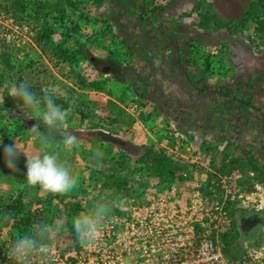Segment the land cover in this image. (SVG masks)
<instances>
[{
	"label": "rangeland",
	"instance_id": "rangeland-1",
	"mask_svg": "<svg viewBox=\"0 0 264 264\" xmlns=\"http://www.w3.org/2000/svg\"><path fill=\"white\" fill-rule=\"evenodd\" d=\"M110 1V6L116 3V0ZM103 2L104 0H0V54L9 52L12 58L11 64L14 65L12 71L21 72L24 79L22 82L31 85L38 97L52 93L73 105H80L89 113V118L83 119L72 109L66 128L56 133L62 138L64 133H71L81 139V146L78 149L69 150L61 143L62 138H56V151L60 159L68 161L73 167L74 175L78 177V186L70 194L83 197L84 209L80 213L91 209L88 200L97 195L96 183L102 180L99 177L94 182L95 177L91 169L103 171L109 164L107 158H102L98 163L93 162L96 157L95 154L90 153L92 144L103 142L99 139L101 138L99 131L89 127L94 122H102L106 127L110 126L107 122V107H109L107 91H110L111 97L120 101L119 106L132 115L133 121L129 123V118L125 116L126 124L110 126L109 134L122 141L126 148L127 146L131 148L132 150H127V153L132 152L133 156L140 154L151 144H160L176 157L194 162L197 170H189L188 180L177 186V196L182 198H193L194 184L201 183L203 187L209 179L208 175L211 177L210 181L224 179L228 190L225 192L229 209H235L234 222L232 226L230 224L231 228L229 227L235 237L234 245L230 247L231 252L235 254L233 259L246 260V264H264V188H259L264 183L255 180V172L247 167L243 171L235 169L223 172L230 161L242 159V155L240 156L237 151L238 147L249 148L247 140L249 141L251 137L247 133L242 136L234 130L232 132L229 124L225 125L227 122H223V126L217 129L219 131H213L208 127L205 132L198 126L189 127L187 126L189 120L184 116L189 113L184 109H174L175 97L170 90L148 84L137 86L135 81L130 79L132 76L128 73L130 60L125 61V54L128 52L135 56L134 54L139 55V53L125 47L128 44L126 37L115 39L118 34L109 21V17L114 19L115 15L95 14V10ZM263 2L264 0H148L147 9L149 12H152V9L155 11L187 9L183 15L184 20L197 26L198 39H201V42L189 41L188 56L196 63L198 57V60L201 59L207 65L205 69L208 70L209 89L212 90L217 83L232 82V78L237 74L236 70L249 67L247 62L243 63L246 55L251 53L252 59L255 56L261 58L258 62L264 60V29L258 30L257 24L258 21L264 20V10L261 7ZM132 4L130 0H121L117 4V9L127 11L133 9ZM61 9H66L64 17L67 24L64 28L58 27L65 22L56 19ZM150 14L152 15L146 13L145 16L150 17ZM128 17L133 18L129 12L122 15L120 13L115 20L119 22L120 19L125 20ZM44 23L51 24L57 29L51 33L49 42L43 41L38 44L36 39L40 36ZM196 38L195 35L193 39ZM62 49L65 54H61ZM105 66H110V69L103 73L102 69ZM7 70L6 64L0 60V73H5ZM115 71L124 74L123 81L113 77ZM259 72L258 69L255 77L259 76L261 78H258V81H263L264 76ZM17 75L15 74L14 79L10 77L5 80L10 98H5L0 92V97H3L0 111L6 115L3 122L7 125L11 123L8 126L10 134L7 137L9 146L16 143L21 150L16 157V167L12 170L26 172L24 153L32 155L40 150L39 139L29 129L33 123L41 122L30 118L32 114L22 107V101L18 100L10 104L9 101L15 99L11 96V92ZM77 77L86 82L102 80L105 82L106 91H88L79 86L76 88L74 84ZM39 89H42L44 95L38 92ZM262 97L258 102H262ZM220 106L221 104L218 108ZM213 111L216 113V108ZM229 112L232 113L231 110H223L226 115L225 120L231 119ZM12 116L20 117V121L14 124ZM209 119L214 123L216 117ZM17 124L22 125V130L16 129ZM258 133L257 139L259 138L261 142L264 135ZM251 143L255 144L254 141ZM4 148L5 145L0 151V165L6 169L8 167L4 158ZM258 148L262 149L261 146ZM23 187L22 182L1 183L0 192L16 194ZM36 187L29 196L44 197V191L39 186ZM152 195L172 196L167 188L162 190L150 188L141 197ZM203 195L213 199L212 193H203ZM139 201L119 203L115 205L117 212L114 213H130L131 209L140 204ZM41 206L43 207L41 204L34 205L33 209ZM59 208L62 210L63 205L59 204ZM55 209L49 212L54 213ZM253 216L258 218L253 219ZM57 218L58 214L53 217L52 224H58ZM73 219L74 216L67 218L65 215L62 220L60 219L63 228L59 233L52 235L55 237L52 243L42 246L43 248L34 256L33 264H72L70 263L74 262L72 258L76 260L75 254L79 244L75 247L74 240L67 236V223L72 225ZM13 236H16L15 232L10 236L5 229L0 228V242L5 241L0 251V264H13L7 255L16 239V237L12 238ZM55 249L56 253L53 251Z\"/></svg>",
	"mask_w": 264,
	"mask_h": 264
},
{
	"label": "trees",
	"instance_id": "trees-1",
	"mask_svg": "<svg viewBox=\"0 0 264 264\" xmlns=\"http://www.w3.org/2000/svg\"><path fill=\"white\" fill-rule=\"evenodd\" d=\"M261 7L264 10V2L262 3ZM65 15L66 9L59 10V14L56 19H59L60 22H65V24L63 23L62 26L59 25L58 28L66 27L67 23L64 17ZM70 21L72 22V19H70ZM257 24L258 30L263 31L264 20L258 21ZM56 29L57 27L53 28L51 24L45 25L44 23L42 32L40 36H38L36 39L38 44H41L43 41L49 42L48 39L51 33L54 32V30ZM60 52L61 54H65L64 49H62ZM0 60L6 64V67L8 69L7 72L0 73V92H2V95L5 98L9 99V88L5 86V82H7L5 80L10 77L14 79L15 74H18L17 79L15 80V85H18L22 82V80L24 81V79L21 72L14 73L12 71L14 65L11 64L12 58L9 52L0 54ZM255 76H253L251 79H241V81L239 82L233 81L236 83H231L230 85L217 83L216 87H213V89L210 90L209 93H213L219 99L226 101L224 103L242 104L244 105V107L246 106L245 108L247 109L249 107L251 110H248L252 112L251 116H254L253 114H256L258 116L256 120H252L249 125L245 127L246 125L244 126L243 121L239 122L236 119H233L232 115L230 120H225L222 115L224 113H222L218 119L219 121L216 120L215 123L217 124L213 125V128L218 129L223 126V122H227V124L225 125L227 126L229 124L228 126L231 128L232 132L234 130L238 132L239 135H246L247 133L252 139L249 140L248 144L252 147H257L258 151L257 156H254L251 153V150L245 149L244 157L241 160L230 161L226 165L223 172H228L235 169L243 171V169L247 167L255 172V180L264 183V138L261 140V142L263 143L259 141V138L257 139V134H259L258 132L264 135V108L261 104L264 100L262 102H258V100L260 101L261 98L258 95H255L256 92L260 95L261 89L264 88V80L263 82L258 81V78L261 77ZM113 77L118 81L124 80V74L121 73V71H115L113 73ZM255 85H257V89H253ZM29 86L33 91V87L31 85ZM74 86H77L76 88H78L79 86L81 89L88 91H106L105 82L102 80L86 82L80 77H77ZM39 90V93H44L42 89ZM107 92L106 93L110 97L107 101L109 106L107 107V122L109 123L108 125L113 127L117 124H126V122H124L126 121L125 116L129 118L128 121L129 123H131L133 121L132 115L126 113L122 109V107L119 106L120 101L111 97L110 91ZM47 94H51L54 100L57 101V103H59L61 107L68 108L71 105L74 112H77L81 116V118H89V113L82 109L80 105H73L68 101L64 100L63 98L57 97L52 93ZM17 101L18 99L15 98L13 101L10 100L9 102L10 104H14ZM227 110H231L233 112L235 111V107H228ZM251 112H248V114H250ZM247 116L248 115H244L242 116V118H247ZM5 117V113L0 111V140H2V142L0 141V151L4 145L5 147L9 146L7 137L10 134V129L8 128V126H10L11 123H8V125L5 124ZM11 118L13 119L14 124L15 122L20 121V117L12 116ZM39 124V130L45 132L46 129L44 125L42 123ZM33 125L34 123L32 124V126ZM16 126L17 130H22V125L17 124ZM110 126L106 127V125L102 122H94L89 127L96 131H99L101 138L104 139L103 140L99 138L101 142H103L102 144L96 142L93 143L90 149V153L95 154L94 152H96L97 148H99L104 153L103 159L107 158L109 161V164L107 165L108 167L104 168L103 171L99 169H91V173L95 177L93 181L96 182V179H98L99 177H101L102 180L100 183H96L98 184L96 186L97 195L88 200L89 205L92 206L98 200L111 202L113 205L111 213H114L117 212V208L115 205L119 203L123 204L125 202H137L142 198L141 196L143 195V193L150 188L162 190L164 188L170 187L173 184H182L188 180V177L185 174L188 173L189 170H197V167H195L196 165L194 162L184 159L182 157H176L171 151H168L166 147H163L160 144H151L145 147L140 154H136L135 156L131 154L132 152L127 153V150L132 149L128 146L126 148V145L123 144L122 141L112 136V134H109V128L111 129ZM13 132L16 133V131ZM56 138L62 137L61 135L56 134L55 139ZM253 141L255 142V144L251 143ZM116 146L120 147V149H118ZM259 146H261L262 149H259ZM114 150H116V152ZM100 160L96 158L93 160V162L98 163ZM199 174L202 175V173L200 172ZM25 178L26 172H15L9 168L5 169L2 165H0V184L14 182H22L24 184L23 189L17 191L16 194H14V192L9 194H1L0 192V217H3L5 215L10 217V219H8L7 221H3L2 219H0V228L5 229L10 236L12 235V232H15L16 236H13L12 238H17L18 235H23L25 233H31L41 223L46 222L52 224L53 217H55L57 214L58 224H61V220L63 219L64 215L67 218L68 216L75 217L77 214L80 213V211L84 209V206L82 204L83 197L75 194L67 193L65 195H59L44 192V197H38L35 195H31L30 197V192L34 191L35 187L27 186ZM208 178L209 179L205 182L204 186L201 189V191L205 194L211 193L209 189L211 177L208 175ZM39 204L43 205V207L41 206L33 209L34 205L38 206ZM59 204L63 205L62 210L59 208ZM53 208H56L55 212L50 213L49 211ZM228 210L231 216L232 226L234 222L235 209H229L228 206ZM240 216H242V214ZM255 216H253L252 218H258ZM67 225V236L73 239L74 246L78 247V239L72 229V225H70L69 222L67 223ZM234 238L235 237H233V235L231 234V229H228V231L224 233L221 237L224 243L223 252L226 256H229L231 258L235 257V254L232 253L230 250V247L234 245ZM54 239L55 237L51 236L44 245L52 243ZM4 242L5 241L0 242V251L4 245Z\"/></svg>",
	"mask_w": 264,
	"mask_h": 264
},
{
	"label": "built area",
	"instance_id": "built-area-1",
	"mask_svg": "<svg viewBox=\"0 0 264 264\" xmlns=\"http://www.w3.org/2000/svg\"><path fill=\"white\" fill-rule=\"evenodd\" d=\"M246 149L257 156V147ZM244 150L242 146L237 150L242 158ZM177 186L167 188L172 196L142 197L130 213L110 214L97 239L79 242L76 260L70 263L246 264L223 252L221 237L231 224L225 180H211L213 199L203 195L201 183L194 184L193 198L177 196Z\"/></svg>",
	"mask_w": 264,
	"mask_h": 264
},
{
	"label": "crops",
	"instance_id": "crops-1",
	"mask_svg": "<svg viewBox=\"0 0 264 264\" xmlns=\"http://www.w3.org/2000/svg\"><path fill=\"white\" fill-rule=\"evenodd\" d=\"M119 1L121 0H116V3L110 6L111 1L104 0V4L101 3V6L97 7L98 9L95 10V14L115 15L114 19L108 16L110 23L114 25L115 32L118 34L115 39L119 40L126 37V43L128 44L125 47L131 48L132 51H138L139 55L134 54L135 56L130 55L128 52L125 54V61L130 60L128 62V73L132 74L130 79L134 80L137 86L139 84L147 86L148 84L156 88H167L170 90L175 97L173 99L174 109H184L189 113L187 115L184 114L189 120L187 126H198L205 132L208 130V127L213 131L217 130V128H213V125L217 124L215 123L216 120L219 119L223 110L232 106L233 108L235 107V111L229 113L233 119L239 122L243 121L244 126L246 125L245 127L252 120H256L258 116L256 114L251 116L252 112L249 111L251 110L249 107L248 110L242 104L224 103L226 101L209 93L210 81L208 70L206 71L205 69L207 65L201 59L198 60V57L196 58V63L193 58L191 59L188 56L190 50L189 41L201 42V39H198L197 26L184 20L183 15L187 12V9H164L163 11L152 9V12H149V9H147L148 0H130L133 3V9H127L126 11V9H117ZM128 12L133 18L120 19L119 22L115 20L118 14L120 16V13L122 15ZM146 13H152V15L150 14V17L145 16ZM195 35L197 38L193 39ZM250 54L246 55V58L243 60V63L247 62L249 67L236 70L235 73L237 74L232 78V82H223L222 84L230 85L231 83L241 81V79H251L257 75L258 69L261 76L264 75L263 58V61L258 62L261 58L258 59L255 56L252 59ZM122 70L124 71L125 69ZM250 74L253 76H250ZM253 89H257V85ZM255 95L261 98L264 95V88L261 89L260 95L257 92ZM263 100L264 97H262ZM219 104H221L220 108H218ZM261 104L264 108V101ZM215 108L217 110L216 113L213 111ZM220 109L222 110L219 112ZM248 112L251 113L248 114ZM222 115L225 119V113ZM244 115H248L247 118H242ZM214 116L216 119L213 123L209 118Z\"/></svg>",
	"mask_w": 264,
	"mask_h": 264
},
{
	"label": "clouds",
	"instance_id": "clouds-1",
	"mask_svg": "<svg viewBox=\"0 0 264 264\" xmlns=\"http://www.w3.org/2000/svg\"><path fill=\"white\" fill-rule=\"evenodd\" d=\"M11 96L22 101V107L29 110L34 118L41 122L46 131L39 130L40 124H34L29 131L34 133L40 141V150L36 154L26 157V182L29 187L39 186L46 193L65 195L78 186V177L74 175L72 165L61 160L56 151L57 141L55 135L67 126L68 117L72 106L63 108L58 105L51 94L38 97L30 86L21 82L14 85ZM3 104V97H0ZM61 143L69 150L78 149L81 146L80 137L71 133H64ZM21 152L17 144L4 148V158L9 169H15L17 154ZM104 153L97 148L95 157L100 160ZM112 203L104 200L96 201L91 209L77 214L72 221V229L81 244H86L99 237L102 233L104 222L112 211ZM3 221L10 219L5 215L0 217ZM62 224L41 223L31 233L18 235L8 250V257L13 264H33L34 256L40 251L49 238L59 233ZM125 264V261H121Z\"/></svg>",
	"mask_w": 264,
	"mask_h": 264
},
{
	"label": "water",
	"instance_id": "water-1",
	"mask_svg": "<svg viewBox=\"0 0 264 264\" xmlns=\"http://www.w3.org/2000/svg\"><path fill=\"white\" fill-rule=\"evenodd\" d=\"M109 69H110V66H105V67H103L102 71H103V73H106V72H108Z\"/></svg>",
	"mask_w": 264,
	"mask_h": 264
}]
</instances>
